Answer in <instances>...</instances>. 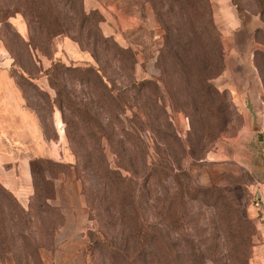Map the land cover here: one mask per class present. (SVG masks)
<instances>
[{
  "label": "rangeland",
  "instance_id": "rangeland-1",
  "mask_svg": "<svg viewBox=\"0 0 264 264\" xmlns=\"http://www.w3.org/2000/svg\"><path fill=\"white\" fill-rule=\"evenodd\" d=\"M193 1L0 0L6 66L64 163L26 172L21 201L0 183V264H52L59 241L141 264L132 209L157 264H264V0H205L212 32ZM213 185L254 227L241 256Z\"/></svg>",
  "mask_w": 264,
  "mask_h": 264
},
{
  "label": "crops",
  "instance_id": "crops-1",
  "mask_svg": "<svg viewBox=\"0 0 264 264\" xmlns=\"http://www.w3.org/2000/svg\"><path fill=\"white\" fill-rule=\"evenodd\" d=\"M232 23L240 24L238 15ZM48 152L51 147L36 115L26 105L24 88L6 66L0 42V183L20 201L26 199V172L31 176L30 162L51 159L62 163L56 157H46ZM55 247L54 257L49 259L52 264H82L78 244L59 241Z\"/></svg>",
  "mask_w": 264,
  "mask_h": 264
},
{
  "label": "trees",
  "instance_id": "trees-1",
  "mask_svg": "<svg viewBox=\"0 0 264 264\" xmlns=\"http://www.w3.org/2000/svg\"><path fill=\"white\" fill-rule=\"evenodd\" d=\"M189 4V0H185ZM200 3H203V7L206 6L207 8V15H205V26L209 28L212 32L213 24L212 21L209 18V4L205 0H199ZM191 6L195 5V2L193 0H190ZM49 29H46L49 35L54 36L58 34L57 28L60 27H48ZM205 30V28H203ZM126 52H130L129 49H124ZM41 159H35L30 162V173L32 177V184L35 187V166ZM50 162H52L54 165L62 166L64 163L56 162L51 159ZM117 177V182L113 185L114 191H120L121 194H124V199L121 200V207L128 205V201H130L129 196L132 195L130 192L131 186L129 182L127 181L125 176H122L120 173ZM128 183L129 186L126 184ZM205 192H209L212 194H215L217 197H219L222 201L223 208L220 212L221 218L225 224L226 230L228 232L227 237L229 236V239L233 245L234 252H237L238 254L239 248L240 250H244V252L248 251L250 245H251V237L253 235L254 227L252 226L251 222L249 220H246L242 217L238 209L232 205L228 197L218 188L217 186H209L204 189ZM128 192L130 194H128ZM132 215L133 218L132 222L135 224V231L133 232L134 236L136 237L137 241L136 243L139 245L138 250L136 252V258L137 260H140L141 264H157L158 261L154 260L156 253L154 250L155 247V241H158V233L153 231V229L150 226H147L146 224H143L139 220L138 213H136L135 209H132ZM129 220V219H128ZM130 221V220H129ZM194 250V249H193ZM192 255H194V252L192 251ZM119 256V255H118ZM124 256L127 257L128 254L124 253ZM247 257L244 259H241L242 264H247Z\"/></svg>",
  "mask_w": 264,
  "mask_h": 264
},
{
  "label": "built area",
  "instance_id": "built-area-1",
  "mask_svg": "<svg viewBox=\"0 0 264 264\" xmlns=\"http://www.w3.org/2000/svg\"><path fill=\"white\" fill-rule=\"evenodd\" d=\"M259 202H260V200L258 199L256 202H255V204H256V206L258 207V208H260L259 206Z\"/></svg>",
  "mask_w": 264,
  "mask_h": 264
}]
</instances>
